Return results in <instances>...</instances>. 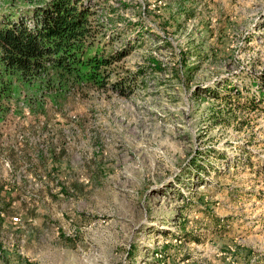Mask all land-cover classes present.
Listing matches in <instances>:
<instances>
[{"label": "rangeland", "instance_id": "obj_1", "mask_svg": "<svg viewBox=\"0 0 264 264\" xmlns=\"http://www.w3.org/2000/svg\"><path fill=\"white\" fill-rule=\"evenodd\" d=\"M79 1L128 54L0 61V264H264V0Z\"/></svg>", "mask_w": 264, "mask_h": 264}, {"label": "trees", "instance_id": "obj_2", "mask_svg": "<svg viewBox=\"0 0 264 264\" xmlns=\"http://www.w3.org/2000/svg\"><path fill=\"white\" fill-rule=\"evenodd\" d=\"M93 13L79 0H47L28 13L1 14L0 61L23 77H33L50 69L72 72L83 64L107 66L127 55L121 49L101 59L88 56L87 50L101 30ZM117 82L111 86L124 93L126 88ZM258 102L264 99L260 97Z\"/></svg>", "mask_w": 264, "mask_h": 264}]
</instances>
